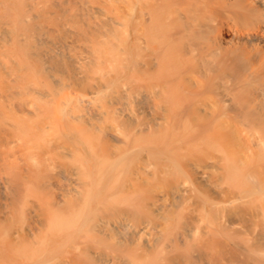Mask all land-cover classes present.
Masks as SVG:
<instances>
[{"label": "bare ground", "instance_id": "obj_1", "mask_svg": "<svg viewBox=\"0 0 264 264\" xmlns=\"http://www.w3.org/2000/svg\"><path fill=\"white\" fill-rule=\"evenodd\" d=\"M0 264H264V0H0Z\"/></svg>", "mask_w": 264, "mask_h": 264}]
</instances>
